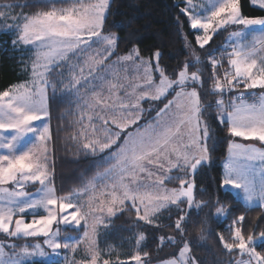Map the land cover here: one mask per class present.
<instances>
[{"label": "snow or ice", "instance_id": "obj_1", "mask_svg": "<svg viewBox=\"0 0 264 264\" xmlns=\"http://www.w3.org/2000/svg\"><path fill=\"white\" fill-rule=\"evenodd\" d=\"M250 3L264 10V0H250ZM110 5L111 0H70L69 7L56 8L52 5L48 10L25 16L23 23L17 25L19 41L33 46L35 60L30 82L0 91V234L25 241L43 238V244L0 242V264H25L26 258L36 256L43 258L42 264H69L67 257L63 261L60 259V250L75 254L85 242V259L80 264H98V228L100 225L107 227L111 221L94 215L97 211L106 209L108 216L112 217L127 208L135 211L137 222L160 228L157 214L162 209L170 205H176L179 209L181 204H186L187 211L180 210L174 224V230L183 237L187 222L191 219V210L206 206L205 202L196 200L194 176L198 168L209 160L207 144L211 128L203 123L204 108L196 87L199 85L204 88L202 72L199 68L189 72L191 67L200 64L199 56H195L194 64L186 62L172 78L159 65L160 52H155L158 82L151 74V60H141L140 63L145 65V85L134 86L128 93V100L112 101L111 97L106 99L93 91L92 102L85 101V108L92 110L96 120L104 127L97 129L93 115H88L89 123L80 135L86 136L88 128L93 133L103 134L102 141L92 139L84 143L83 147L91 149L92 155H96L97 151L104 153L106 149H112L97 164L104 171L97 173L82 188L65 195L57 193L50 179L52 173L49 171L47 143L52 139V134L47 123H37L49 116V88L53 94L56 91V85L49 82L47 74L53 70V66L59 67L61 61L67 60L69 54L75 55L77 50L87 51L93 44L106 45L103 54L98 53V58L93 59V64H103L113 55L118 37L115 34L102 35ZM12 7L0 6L4 9ZM180 11L187 17L188 26L193 30L200 49H204L220 29L242 26L231 31L224 48L220 50L222 58L226 57L228 63L222 77L217 74V69L224 67L222 58L217 59L211 53L208 57L212 69L209 91L211 95L219 97L215 101L216 119L227 130L230 138L228 155L222 166L220 188L225 192L238 190L239 199L249 208L257 201L259 207L264 208V148L236 140L239 138L264 144V93L252 103L248 102L244 93L234 97L227 105L223 98L226 91H233L240 85L245 89L264 90V16L250 18L242 15L240 0H202L199 5L193 0H186V5ZM4 16L5 12L0 11V17ZM93 37L96 39L93 40ZM139 57V51L134 49L119 59L129 61ZM92 70V65H89V75ZM83 72L81 68L79 77L72 76L66 87L67 92L75 89L79 93L81 78L87 83ZM117 87L115 83L110 84V91ZM135 88L143 90L137 93ZM169 95H173V99H167ZM145 99L166 102L157 110L152 121L139 126L138 121L144 111L140 102ZM109 122L120 131H111ZM80 123L83 124V114ZM132 125L138 126L118 144L121 133ZM185 135L187 143L184 142ZM113 145L116 147L113 148ZM164 162L168 172L175 168L190 172L192 178L158 176L156 184L151 186L154 190H148L149 186L140 182V174L147 173L150 177L153 173L147 166L164 168ZM173 179L179 181L178 188L162 187L165 180ZM36 184L39 185L36 192L29 193L27 188ZM98 186H102L103 190L98 191ZM213 206L217 217L228 215V208L218 198ZM244 221L243 214L234 217L229 227L230 240L219 234V242L229 253L237 250L242 257H248L237 264H264V253L257 251L258 241L264 247V230L258 233L250 230L245 234ZM256 227L259 228L258 225ZM81 228L82 236L61 239L62 231H80ZM205 238L204 235L200 236L201 240ZM145 240L146 236L140 232L135 241V254L127 260L118 257V264H146L140 251ZM166 242L178 243L175 236L160 235L159 247L162 248ZM6 247L14 250L11 255L6 252ZM16 249L19 251L16 252ZM190 252L189 242L183 241L178 256L161 264H198L194 257L189 256ZM147 255V252L143 253L144 257ZM103 264L110 262L104 259Z\"/></svg>", "mask_w": 264, "mask_h": 264}, {"label": "trees", "instance_id": "obj_2", "mask_svg": "<svg viewBox=\"0 0 264 264\" xmlns=\"http://www.w3.org/2000/svg\"><path fill=\"white\" fill-rule=\"evenodd\" d=\"M24 2L31 10L48 8L49 3L45 0H0V2ZM186 4V0H111V5L105 24L104 34H115L118 37L114 57L130 53L136 48L140 57L154 60V53L160 52L159 65L165 73L175 78L176 73L182 69L188 59L187 42L197 51L200 64L191 67L189 72H202L204 88L198 86L201 96V105L204 108L203 123L210 126V139L207 147L209 150V162L198 168L194 179L196 184L195 197L197 201L205 202L206 206L201 209L191 210V219L187 222L185 235L180 237L174 230L175 220L180 210L187 211V205L171 206L162 210L158 217L161 222L160 228L144 225L137 222L134 210L125 208L111 221L110 225L102 230L98 236L99 248L104 250L108 247L116 249L122 258L127 260L136 252L135 241L140 232L146 236L142 242L140 251L146 264H156L178 256L183 241H188L191 252L198 264H237L241 257L237 250L229 253L219 242V234H223L226 240H230L229 227L234 217L243 214L245 216V234L250 230H264V208L245 206L232 191L225 192L220 188L222 176V163L227 155L229 136L227 130L220 126L216 117L215 101L219 98L210 94L212 73L208 62L209 54L218 57L221 45L224 43V32L216 33L212 41L200 49L196 44L193 30L187 23V17L180 11ZM43 5L44 7H37ZM241 13L247 17L264 16V10L250 5V0H240ZM19 55L15 52L11 38L3 33L0 35V91L23 81ZM217 74L220 71L217 69ZM240 90H245L241 86ZM257 89L256 93L263 92ZM239 92L238 89L235 93ZM234 93L230 95L232 97ZM49 126L52 134L50 147V166L52 182L57 193L65 195L81 188L91 177L97 174L102 167H97L101 157L91 156L77 152L74 143V125L72 122V106L66 97L52 90L48 93ZM171 96L167 97L170 99ZM166 101L149 103L152 107L150 115L146 118L149 122L154 118L159 108ZM208 105H212L211 108ZM239 140V138H236ZM190 178L191 175H190ZM170 187H179V181L174 179L167 182ZM219 199L229 212L225 217L215 215L214 201ZM172 225L173 227H167ZM259 226L257 229L256 226ZM68 233L75 234L74 231ZM175 236L178 243L168 242L159 247V236ZM204 235V240L200 236ZM24 240H19L23 243ZM257 251L264 253V247L257 242ZM147 252L146 257L143 253ZM25 264H42V261H33ZM111 264H118V260Z\"/></svg>", "mask_w": 264, "mask_h": 264}, {"label": "rangeland", "instance_id": "obj_3", "mask_svg": "<svg viewBox=\"0 0 264 264\" xmlns=\"http://www.w3.org/2000/svg\"><path fill=\"white\" fill-rule=\"evenodd\" d=\"M45 1L48 2L49 5H48V8H44L43 10L50 9L52 5H55L56 8H64V7L70 6V0H45ZM193 2L197 5H199V3L202 2V0H193ZM3 5H13V7L11 9L0 8V11L5 12V16L0 17V35L5 33L11 38L13 48H14L15 52L18 53V55H19V59H20L19 62L21 63V71H22V74L24 76L23 81L16 83L15 85L21 84V83H28L32 80V64H33V61L35 60V50H34L32 45H24L23 43H21L19 41V39H18L19 28L17 27V25L23 23L25 16H30V15L36 13L37 11H41L42 9H39L35 12V11L31 10L28 6H26V3L23 2V3L19 4L18 1L17 2L16 1L15 2H0V6H3ZM250 5L253 6L251 3H250ZM236 27H242V26H231V27H228L227 29H220L217 32V33H219L222 31L225 34V39H224V43L221 45V50L224 48L225 43L228 41L231 31H233L234 28H236ZM102 35H109V34H104L102 32ZM95 39L96 38L93 37V40H95ZM249 40H251V37H249ZM13 41H16V43L14 44ZM82 47H85V46H82ZM104 47H106V45L93 44L91 48L87 49V51L77 50V53L75 55L69 54V58L67 60L61 61L59 67L53 66V70L47 74L49 82L51 84L56 85L55 93L66 97L72 106V117H71V119H72V122L74 125V133H73L74 134V136H73L74 140L73 141L75 143L76 151L77 152L82 151L83 153H85L87 155L98 156V157L106 156L110 151H112V149H106L104 153H100L99 151H97L96 155H92L91 149H85L83 147L84 143L89 142L92 139L98 138L101 141L104 139V136L101 132L93 133L91 128L87 129V135L86 136L80 135L81 131L84 130L85 126L89 123L88 122V115H93V122L95 123V126L97 129L104 127V125L100 121L96 120L94 112L92 110L85 108V101H88L89 103L92 102V92L93 91L100 93L106 99L111 97L112 101H115L117 99L128 100L129 99L128 93H130L132 91L134 86L145 85V65L140 63V61L141 60L149 61L148 59L142 58V57H139L138 59L134 58L133 60H129V61H122L119 59V57H122L124 55L114 57L113 56L115 53L114 52L113 55H111L107 60H105L103 64H93L92 63L93 59L98 58V53L103 54ZM186 47L188 50L187 62L190 64H194L195 63V56L198 55L197 51L188 42H187ZM197 47H199V46L197 45ZM134 49H136V48H134ZM133 50L131 52H133ZM193 50H195V55L193 54ZM216 58L217 59L222 58L221 51H220L218 57H216ZM222 62H223L224 67L218 68V71H220L221 77L223 76V72L228 68L227 58L223 57ZM151 64H152L151 74H152L154 80L156 82H158L159 73L155 71V64H156L155 58L153 61H151ZM89 65H92V68H93L91 75L88 74L89 73ZM81 68L84 69L83 76L86 77L87 83H86V80L84 78H81V85L78 86L79 87V93L77 94L75 89H73L71 92H67L66 87L69 85V81L71 80L73 75L78 76V77L81 75V73H80ZM112 83L117 84L118 87H117V89H113L110 91V84H112ZM119 85H122L123 87H119ZM198 86L199 85H197L196 87L198 88ZM241 86H243V85H240L239 87L236 88L239 90V92L235 93L236 89H234L233 91H226L225 92L224 97H223L224 101H226L225 105L231 103L233 98L238 96L240 93H244V95L248 98L249 103L254 102L255 100H257L259 98V96L262 93H264V91L256 93L258 88L257 89H245L244 88L245 90H240ZM190 88H191V85H189V90H190ZM50 90H52V89L49 88L48 93ZM142 90H143L142 88H135V91L137 93H139ZM232 93H234V95L232 97H230V95ZM252 94H255V95H252ZM169 96H171L170 99H173V95H169ZM133 99H134V97H133ZM146 102H149L151 104V103H154L157 101L145 99V100L140 102V106L142 109H144V111L142 113L140 120L138 121L139 126H143L147 123L146 118L150 115V113L152 111V107H153V106H151L152 104L150 105L149 103H147L149 106H148V108H145L144 103H146ZM173 110H175V109H173ZM48 111H49V109H48ZM133 111H135V110L133 109ZM82 114H83V124L80 123ZM49 119L50 118L48 116L45 118L44 121L37 122V123L38 124L47 123L49 126ZM152 120H150V121H152ZM138 125H132V126L126 128L121 133L120 141H118L117 143L118 144L122 143L124 137L128 133H133ZM109 127H110L111 131H113V132L120 131V129H117L115 127V125L111 124V122H109ZM49 128H50V126H49ZM183 131L186 132L187 129H184ZM187 141H188V138H187V135H185L184 136V142L187 143ZM237 142L248 144V145H254L255 147H258V148H264V144H260V142H258V141H242L239 139V140H237ZM50 143H51V140L48 141V143H47V147L49 149V152H48L49 166H50V147H51ZM115 147H116V145H113V148H115ZM227 155H228V153H227ZM227 155L224 158L223 163L225 162ZM172 158L175 159V157H172ZM208 162H209V160L206 161L204 164H207ZM164 163H165L164 168H161V167H158L155 165H148L147 167H148L149 171H151L153 173L150 177L148 176L147 173L140 174L141 175L140 182L144 185L149 186L148 190H154L151 186L156 184L158 176L161 178H163L165 176H172V177H177V176L185 177V176H187L188 178H190V175H191L190 172L186 173L183 171H179L178 169H175V168H173L171 172H168L166 170L167 164H166V162H164ZM223 163H222V166H223ZM257 163H259V162H257ZM49 171L52 173L50 168H49ZM103 171H104V168H102L99 172H103ZM96 175L97 174H95L93 177H95ZM93 177H91V179ZM50 179L52 180V174L50 176ZM91 179H89L88 181H90ZM88 181L85 184H87ZM167 182H168V180H165L164 185L162 186L163 188H167V189L178 188V187L168 186ZM6 187L11 188L12 186L6 185ZM38 187H39L38 184L30 185L27 188V191L29 193L34 194ZM99 190H103L102 186H98V191ZM232 192L235 195H237L238 190H234ZM86 201H87V196H85V198H84L85 203H86ZM254 205H259V202L258 201L254 202ZM171 206H176V205H170L169 207H171ZM169 207H167V208H169ZM164 209H166V208H164ZM164 209H162V210H164ZM85 210H87V208H85ZM119 212L120 211H118L116 213V215ZM159 213L157 214V216L159 215ZM94 215L103 217L105 221H112V219L116 216L115 215V216L109 217L106 209L103 212L97 211L96 213H94ZM89 221L91 222V217H89ZM110 223L108 224V226L110 225ZM82 224H83V222H82ZM60 227L62 229L64 228L63 225H61ZM107 227H105L104 225H100L98 228V235L96 238L98 248H99V243H98L99 233ZM74 232H75V234H73V233L71 234V233L62 231L61 239H64V238L69 237V236H82V234H83L82 228L80 231H74ZM0 242H3L5 244L16 243L18 245H24L25 243L32 245V244H35L37 242L43 244V238H29L27 241L24 240L23 243H20L19 240L7 238L3 234H0ZM86 244H87V242H85V244L80 245L75 254L71 253L68 250L61 249L60 251H61L62 255H61L60 259L63 261L64 258L67 257L69 264H72L73 261H75L76 264H80V262L85 259L84 249H85ZM5 250L9 255H11L14 251V250L9 249L7 247ZM45 250L50 252V250L47 248H45ZM15 251L18 252L19 249H16ZM99 251H100V259L98 261V264H103L104 259H108L110 264H111V263H114L115 261H117L118 257H119V259L122 258L120 253L111 246L108 247L107 249H104V250L99 248ZM247 259H248V257L245 255L243 257L241 256L238 261L247 260ZM42 260H43V258H41L39 256L29 257V258H26L25 263L33 262V261H42ZM156 264H161V262L156 263Z\"/></svg>", "mask_w": 264, "mask_h": 264}, {"label": "crops", "instance_id": "obj_4", "mask_svg": "<svg viewBox=\"0 0 264 264\" xmlns=\"http://www.w3.org/2000/svg\"><path fill=\"white\" fill-rule=\"evenodd\" d=\"M20 3H23V2H19V4H20ZM225 102H226V101H225ZM243 203H244V202H243ZM253 206H259V205H253Z\"/></svg>", "mask_w": 264, "mask_h": 264}]
</instances>
